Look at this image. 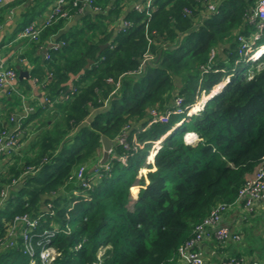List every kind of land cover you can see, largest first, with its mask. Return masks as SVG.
<instances>
[{
	"label": "trees",
	"instance_id": "trees-1",
	"mask_svg": "<svg viewBox=\"0 0 264 264\" xmlns=\"http://www.w3.org/2000/svg\"><path fill=\"white\" fill-rule=\"evenodd\" d=\"M127 1L114 0L106 15L94 17L96 23L84 20L81 40L86 29L102 35L86 52L79 54L73 46L79 32L66 35L58 50L49 51L46 69L53 80L47 99L59 102V95L68 93L61 84L71 75L76 91L57 107L52 127L35 142L37 150L30 157L12 155L11 163L0 172V194L20 181V187L8 192L0 206V237L15 215L42 213L41 198L49 197L46 203H51L53 215L44 218L38 231L58 229L51 243L58 256L52 264L174 262L193 227L218 203H232L238 190L264 165V54L244 69L234 65L237 36L255 29L247 16L258 0H221L199 23L191 17L204 9L201 0H153L147 33L153 40L154 60L132 75L126 73L137 69L147 46L143 12L133 9L124 15L131 25L96 55L111 35L103 20L121 16ZM107 2L96 0L95 6L102 11ZM63 21L51 24L40 37L53 34ZM225 44L224 60L211 56V51ZM72 48L76 49L73 56ZM87 59L92 60L89 68H85ZM118 77L120 87L109 96L114 86L108 79L115 82ZM226 77L229 80L218 94L194 106L192 112L206 101L196 114L172 115L165 123L147 126L144 122L128 129V149L116 142L125 126L148 120L152 108L164 113L173 108L176 97L183 105L194 104L201 91H211ZM189 132L197 136L196 142L184 141ZM101 136L113 143L108 169L96 166L89 173L100 158ZM163 136L151 155L153 162L137 179L153 143ZM133 137L144 144L142 149L131 148ZM82 166L89 189L71 178ZM133 183L139 189L128 208ZM64 187L67 194L52 196ZM73 190L78 196L72 195ZM0 264H28V259L18 249H3Z\"/></svg>",
	"mask_w": 264,
	"mask_h": 264
},
{
	"label": "crops",
	"instance_id": "crops-1",
	"mask_svg": "<svg viewBox=\"0 0 264 264\" xmlns=\"http://www.w3.org/2000/svg\"><path fill=\"white\" fill-rule=\"evenodd\" d=\"M113 1L108 0L104 5V9L100 12L87 9H74L70 12L71 6L66 7L68 8L69 16L64 19L62 26L53 34L44 38L40 37L37 41H30L21 37V31L29 24H43L50 15L55 0L3 1L0 7V64L14 70L16 78L13 82L15 88L13 94H8V85L0 87V131L7 130L8 132H12L19 124H21L24 130L16 150L10 153L3 151L2 155H0V172L11 163L8 160L12 155L16 154L21 158L30 157L37 150L35 142L38 136L43 131L49 130L52 127V122L54 121L53 115L56 113L57 107L62 106L65 100V94L59 95V98H57L59 102L55 100L51 102V100L47 99L49 96L48 85L53 80V76L46 69L49 59H45V55L49 54L50 50H58L63 45V37L77 34L78 32L77 41L75 40L76 42L73 46L80 50L79 54L86 52V47L91 42L98 41L102 35L98 30L91 31L86 29L84 37L81 40L80 33L84 28V20L90 18V21L94 23V17L97 14L106 15L111 10ZM220 1L207 0L201 2L204 9L199 10L194 16L192 15L191 19L193 23H199L202 19H206L212 13L208 5L215 7ZM142 2V0H128L123 4L121 16L116 17L111 15V17L103 20V26H105L106 30L108 29V32H111V35L109 40L100 46L96 55L101 52L102 48L111 46L117 34L123 32L122 22L124 15L136 9ZM88 14L92 15V17ZM225 47H227V44L216 47L214 55L224 60L226 57L223 48ZM75 51L76 49L72 48L69 53L73 56ZM88 61H90L89 68L92 65V60L87 59L85 67ZM74 80L75 76L71 75L61 86L67 87L66 90L68 91ZM228 80L229 77H226L221 83L214 86L211 91L207 92V94L200 93L196 102L201 104L203 99L207 101L218 94ZM179 86L180 84L177 83V87ZM93 113H96V110ZM11 117H14L13 121ZM147 121L145 117L138 124L130 123L129 130L142 125L144 122L147 123ZM163 139L164 136L154 146L158 147ZM101 152L102 148L100 147L98 150L100 157ZM93 167L89 169V173L96 171V169H92ZM95 176L90 175L88 178H94ZM19 187L20 181L13 182L8 192L17 190ZM65 188L52 196L67 194ZM74 191H71V193H74ZM47 199L49 197L42 196L40 202L41 210L44 209ZM220 227L227 231L225 239H218L213 232L194 249L202 264H223L228 258H235L245 264H252L254 262L264 264V194L260 199L253 201L248 208L243 207L242 204L233 205L230 210L222 214ZM233 236H237V240H233ZM168 264L191 263L176 258L174 262Z\"/></svg>",
	"mask_w": 264,
	"mask_h": 264
},
{
	"label": "built area",
	"instance_id": "built-area-1",
	"mask_svg": "<svg viewBox=\"0 0 264 264\" xmlns=\"http://www.w3.org/2000/svg\"><path fill=\"white\" fill-rule=\"evenodd\" d=\"M4 0H0V7L2 6ZM96 0H72L71 7L78 10H90V11H100V8L95 6ZM204 2V0H201ZM69 0H55L52 6L50 15L47 17L43 24H29L25 26L20 36L26 38L30 41L39 40L41 34L44 30L51 24L55 23L59 19H65L69 16V11L66 9ZM210 11L214 10L212 5H208ZM155 6L153 5V0H144L141 5H139L136 10L143 12L146 17L145 23V35L147 40V46L144 53L141 56L139 65L134 71H129L126 74H140L143 67L154 60V55L151 52V45L153 43L150 33H147L148 22L151 19L152 12ZM185 14L190 15L189 10H184ZM248 17V22L252 23L254 30L247 35H238L237 42L238 46L236 49V59L234 65H238L240 62H247L248 59L253 57V53L264 46V43L260 44L262 36L264 34V0H258ZM130 22L123 20L122 28L123 31L130 26ZM64 44V43H62ZM49 54L45 55V59H49ZM16 73L14 70L7 68L0 64V87L8 85V94H13L15 92L14 84ZM109 82L113 83V89L111 90L109 96L115 94L120 87V77L114 82L108 79ZM76 91L75 86H71L68 93L65 96V100L68 99L70 94ZM200 93H204L201 91ZM196 102L191 105H183L181 98H175L173 100V108L165 111L164 113H159L158 111L150 110L149 118L147 121V126L156 123H165L168 121L172 115H188L192 112ZM14 120V117H11ZM177 124L175 125V127ZM129 126H125L123 134L116 138L118 144L123 145L125 149L129 148L127 145L125 136L126 131H128ZM23 135V129L21 124L17 125L16 129L12 132L7 130L0 131V155L3 151H8V153L16 150L19 145L21 136ZM157 143L155 141L152 147ZM144 144H140L136 141L135 137L132 138V149H142ZM125 156L120 158L122 162L125 161ZM105 170L108 166L104 164L102 166ZM85 167H79L77 171L72 175L78 182L82 189H89L90 185L87 179L84 177ZM9 187H6L0 194V206L7 199V192ZM264 194V165L260 167L256 174L248 179L244 185L238 190L236 199L232 203H218L215 205L207 217H205L199 224L195 225L192 230V236L190 239L185 241L177 250V258L183 261H187L191 264H202L198 254L194 251L195 247L198 246L201 241L210 235V233L215 234V236L222 240L227 236V231L220 227V221L222 214L227 210H230L235 204H242L243 207L248 208L251 206L253 201L260 199ZM74 195L78 196L77 191ZM53 215L51 203H46L42 213L36 215H30L24 213L21 215H15L12 219L6 223L5 232L0 237V251L3 249H18V251L27 259H29V264H38L35 257L38 259L39 264H52L54 259L58 256V253L52 248V241L56 237L58 232L57 228L52 230H42L38 229L41 226L42 221L45 217H50ZM233 240H237V236L232 237ZM78 248V246L76 247ZM101 254V250L97 253V258ZM97 264V263H94ZM223 264H245L235 258H228L223 262ZM252 264H259L254 262Z\"/></svg>",
	"mask_w": 264,
	"mask_h": 264
},
{
	"label": "rangeland",
	"instance_id": "rangeland-1",
	"mask_svg": "<svg viewBox=\"0 0 264 264\" xmlns=\"http://www.w3.org/2000/svg\"><path fill=\"white\" fill-rule=\"evenodd\" d=\"M249 15V14H248ZM248 18V17H247ZM247 22H248V19H247ZM214 54V51L212 52L211 51V56ZM264 54V47H262V48H260L259 49V52L256 54V56L253 58L254 60L255 59H258V58H260L262 55ZM250 62H253V60H251V58L250 59H248L247 60V62H240L238 65H242L241 66V69H244L245 67H246V65H247V63H250ZM236 66V65H235ZM238 68V67H237ZM236 68V69H237ZM249 74V72H244V74ZM207 94V93H206ZM114 95V94H113ZM197 101V100H196ZM198 102H199V100H198ZM201 103V102H200ZM196 104L197 105H199V103H197L196 102ZM200 106V105H199ZM202 108H203V106L202 107H200L197 111H194V112H191L192 114H196L198 111H200V110H202ZM154 111H158V110H156V109H154V108H152ZM159 112V111H158ZM160 113V112H159ZM189 116L191 115V114H188ZM187 115V116H188ZM194 135V137H192ZM183 139H184V141L185 142H187V143H190V142H196L197 141V136L194 134V133H186L185 135H184V137H183ZM196 140V141H195ZM159 148V146L158 147H155V146H153V147H151V149H150V151L148 152V154H147V156H146V158H145V160L142 162V165H141V168H140V170H139V172H138V177H137V179L141 176V175H143L144 173H145V171L143 172V168H144V170H146V165H148V164H150V163H152L153 162V157H152V159H151V155L152 154H154V153H156V151H157V149ZM102 153V152H101ZM125 159V158H124ZM84 173H85V171H84ZM74 179V178H73ZM74 181H75V179H74ZM76 182V184H78V182L77 181H75ZM136 187L135 188V190L134 191H132V187ZM138 185H136V183H133L132 184V186H131V188H130V199H131V201H130V203L127 205L128 206V208H131V206H132V203H133V201L136 199V196H137V193H138V189H139V186L137 187ZM76 191V190H75ZM74 191V192H75ZM72 195H74V193H72ZM28 264H29V259H28Z\"/></svg>",
	"mask_w": 264,
	"mask_h": 264
},
{
	"label": "water",
	"instance_id": "water-1",
	"mask_svg": "<svg viewBox=\"0 0 264 264\" xmlns=\"http://www.w3.org/2000/svg\"><path fill=\"white\" fill-rule=\"evenodd\" d=\"M89 64L90 61H88L85 68H88ZM100 142H101L102 154L98 161L97 166H103L104 164L107 163L109 155L112 153V146H113V143L104 136H101ZM92 169L95 170L96 166H94Z\"/></svg>",
	"mask_w": 264,
	"mask_h": 264
},
{
	"label": "bare ground",
	"instance_id": "bare-ground-1",
	"mask_svg": "<svg viewBox=\"0 0 264 264\" xmlns=\"http://www.w3.org/2000/svg\"><path fill=\"white\" fill-rule=\"evenodd\" d=\"M192 137H194V135L192 136ZM198 139V138H197ZM196 141V140H195ZM191 143V142H190Z\"/></svg>",
	"mask_w": 264,
	"mask_h": 264
},
{
	"label": "clouds",
	"instance_id": "clouds-1",
	"mask_svg": "<svg viewBox=\"0 0 264 264\" xmlns=\"http://www.w3.org/2000/svg\"><path fill=\"white\" fill-rule=\"evenodd\" d=\"M255 60H257V59H255ZM255 60H253V62H254Z\"/></svg>",
	"mask_w": 264,
	"mask_h": 264
}]
</instances>
